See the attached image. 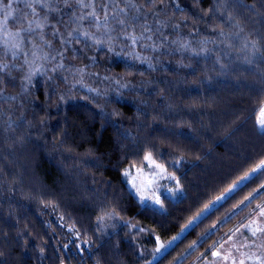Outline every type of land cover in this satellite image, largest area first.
Here are the masks:
<instances>
[{
	"label": "trees",
	"instance_id": "16d2710c",
	"mask_svg": "<svg viewBox=\"0 0 264 264\" xmlns=\"http://www.w3.org/2000/svg\"><path fill=\"white\" fill-rule=\"evenodd\" d=\"M263 107L264 0H4L0 264H209L249 244ZM149 154L162 207L125 175Z\"/></svg>",
	"mask_w": 264,
	"mask_h": 264
},
{
	"label": "rangeland",
	"instance_id": "374dc122",
	"mask_svg": "<svg viewBox=\"0 0 264 264\" xmlns=\"http://www.w3.org/2000/svg\"><path fill=\"white\" fill-rule=\"evenodd\" d=\"M259 118L261 119V112ZM157 165L159 164L153 160L151 162L146 160V165L128 171L129 183L133 187L135 194L143 201L155 203V199L159 198L158 196L160 195L159 187L164 188L163 182L168 181L170 183L171 181V178L165 174L161 166L157 167ZM166 190V193L169 194L179 193L176 188L173 189L172 187ZM254 221L255 223H253ZM250 227H252V230L257 227L264 228V216H261L260 213L257 214ZM246 240L239 241L234 237L226 244L213 247L209 264H240L241 259L245 261V264H255L254 259L249 260L247 257L253 254L264 256V247H261L264 246V232H257L255 236H252L251 240L249 239L250 251L246 250L249 246V244H246ZM217 252L219 255L214 258L213 253Z\"/></svg>",
	"mask_w": 264,
	"mask_h": 264
},
{
	"label": "snow or ice",
	"instance_id": "6c2138e0",
	"mask_svg": "<svg viewBox=\"0 0 264 264\" xmlns=\"http://www.w3.org/2000/svg\"><path fill=\"white\" fill-rule=\"evenodd\" d=\"M3 2H4V0H0V4H2ZM8 15H11V13H8ZM7 19H8V16H5V19H4V21H3L4 24L7 23ZM16 35H18V34H16ZM15 46H16V45H13V47H15ZM259 125H260V128H261L262 130H264V108L261 109V119H260V121H259ZM145 159L151 162V161H152L151 154H149L148 156H146ZM262 166H264V165H262ZM157 167H160V166L157 165ZM127 174H128V173L126 172L125 175H127ZM234 187H235V186H234ZM177 191H179V189H177ZM229 191H231V189H230ZM222 198H223V197H218L217 199L219 200V199H222ZM246 199H247V198H246ZM155 203H157V204H161V207L163 206V205H162V202H161V200H160L159 198H156V199H155ZM260 215H261V216H264V208H261ZM253 223H255V221H254ZM257 232H264V228H259V227H257V228H255V229H253V230H252V235L255 236V235L257 234ZM174 239H175V238H174ZM163 247H164V246L161 245V247H160V248H157L156 251H157V252H160V251H161V248H163ZM261 247H264V246H261ZM213 255H219V253H218V252H217V253H213ZM247 259H249V260H253V259H254L255 264H264V256H257V255H255V254H253L252 256H248ZM240 264H245V261H244L243 259H241V260H240Z\"/></svg>",
	"mask_w": 264,
	"mask_h": 264
}]
</instances>
